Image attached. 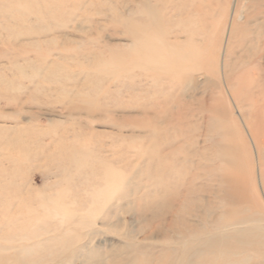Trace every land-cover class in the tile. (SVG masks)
Returning <instances> with one entry per match:
<instances>
[{"label": "rangeland", "instance_id": "374dc122", "mask_svg": "<svg viewBox=\"0 0 264 264\" xmlns=\"http://www.w3.org/2000/svg\"><path fill=\"white\" fill-rule=\"evenodd\" d=\"M0 247L264 264V0H0Z\"/></svg>", "mask_w": 264, "mask_h": 264}, {"label": "bare ground", "instance_id": "6f19581e", "mask_svg": "<svg viewBox=\"0 0 264 264\" xmlns=\"http://www.w3.org/2000/svg\"><path fill=\"white\" fill-rule=\"evenodd\" d=\"M145 4H146V2H145ZM145 4H144V5H145ZM251 5H252V4H251ZM146 6H147V4H146ZM252 6H253V5H252ZM249 10H250V9H249ZM257 14H258V13H257ZM255 18H256V17H255ZM132 40H133V39H132ZM139 64H140V63H139ZM136 65H138V64H136ZM136 65H135V67H137ZM147 71H148V70H147ZM150 75H151V74H150ZM151 77H152V76H151ZM157 77H158V76H157ZM158 79H159V78H158ZM153 80H154V79H153ZM154 81H155V80H154ZM214 120H216V118H215ZM214 124H215V123H214ZM154 134H155V133H154ZM219 146H220V145H219ZM219 146H218V147H219ZM217 155H218V154H217ZM186 158H189V157H186ZM217 158H218V157H217ZM220 160H221V159H220ZM191 161H192V160H191ZM199 161H200V160H199ZM201 162H202V160H201ZM201 162H198V163L201 164ZM165 163H166V162H165ZM171 163H172V162H171ZM179 163H180V162H179ZM188 163H189V162H188ZM184 164H185V162H184ZM177 165H178V164H177ZM182 165H183V164H182ZM187 165H188V164H187ZM191 165H193V164H191ZM196 165H197V164H196ZM198 165H199V164H198ZM198 165H197V166H198ZM164 166H166V165H164ZM174 166H176V165H174ZM174 166H173V167H174ZM166 167H167V166H166ZM199 167H201V166H199ZM170 168H171V167H170ZM170 168H169V169H170ZM182 168H183V167H182ZM188 168H189V167H188ZM197 168H198V167H197ZM185 169H186V167H185ZM185 169H184V170H185ZM178 170H179V169H178ZM170 171H171V169H170ZM174 172H175V171H174ZM187 172H188V171L186 170V175H188ZM178 173H179V171H178ZM169 174H170V173H169ZM173 174L175 175V173H173ZM190 174H191V173H190ZM180 175H181V174H180ZM180 175H179V176H180ZM193 175H194V174H193ZM177 176H178V175H177ZM181 176H182V175H181ZM195 176H196V175H195ZM173 177H174V176H173ZM183 177H184V175H183ZM183 177H182V178H183ZM193 177H194V176H193ZM165 178H166V177H165ZM169 178H170V177H169ZM177 178H178V177H177ZM211 179H212V178H211ZM220 179H221V177H220ZM220 179H219V180H220ZM222 179H223V178H222ZM155 180H156V179H155ZM162 180H163V179H162ZM162 180H160V181H162ZM185 180H186V178H185L183 181H185ZM193 180H194V179H193ZM164 181H165V180H164ZM172 181H173V180H172ZM211 181L213 182V180H211ZM154 182H155V181H154ZM177 182H178V181H177ZM155 183H156V182H155ZM155 183H154V184H155ZM159 183H161V182H158L157 185H159ZM193 183H194V182H193ZM193 183H192V184H193ZM163 184H164V183H163ZM192 184H191V185H192ZM220 184H221V183H220ZM110 185H111V184H110ZM160 185H162V184H160ZM193 185H194V184H193ZM164 186H165V184H164ZM166 186H168V185H166ZM192 187H193V186H192ZM168 188H169V187H168ZM170 189H171V188H170ZM185 189H186V188H185ZM220 189H221V188H220ZM183 192H184V190H183ZM185 193H186V192H184V194H185ZM195 193H196V192H195ZM96 194H97V192H96ZM97 195H98V194H97ZM192 195H193V194H192ZM194 195H195V194H194ZM172 197H174V196H172ZM178 197H179V196H178ZM178 197H176V198H178ZM187 197L190 198L189 196H187ZM174 198H175V197H174ZM183 198H184V197H183ZM191 198H193V197H191ZM195 198H196V197H195ZM94 199H97V198H94ZM191 200H192V199H191ZM184 201H186V200H184ZM49 202H51V201H49ZM169 203H170V201H169ZM46 204H47V203H46ZM174 205H175V204H174ZM192 205H193V204H192ZM195 205H196V204H195ZM172 206H173V205H172ZM208 208H209V207H208ZM170 211H171V210H170ZM185 211H186V210H185ZM172 212H173V211H172ZM172 212H170V213H172ZM225 212H226V211H225ZM223 213H224V212H223ZM66 217H68V216H66ZM222 217H223V216H222ZM259 217H260V216H259ZM261 217H262V216H261ZM75 218H76V217H75ZM254 218H256V217H254ZM245 219H246V217H245ZM249 219H250V218H249ZM249 219H248V220H249ZM233 220H234V219H233ZM64 222H65V221H64ZM255 229H257V228H255ZM257 230H258V229H257ZM188 231H189V230H188ZM190 231H191V230H190ZM185 232H186V231H185ZM191 232H192V231H191ZM182 233H183V232H182ZM186 233H187V232H186ZM238 234H240V233H238ZM188 235H189V234H188ZM195 235H196V234H195ZM199 236H200V235H199ZM235 236H236V235H235ZM247 236H248V235H247ZM231 238H232V237H231ZM239 238H240V236H239ZM239 238H238V239H239ZM238 239H237V240H238ZM240 239H241V238H240ZM261 239H263V238H261ZM6 240H7V239H6ZM9 240H10V239H9ZM215 240H216V239H215ZM227 240H228V238H227ZM244 240H245V239H244ZM244 240H243V241H244ZM253 240H255V239H253ZM7 241H8V240H7ZM10 241H11V240H10ZM228 241H229V240H228ZM247 241H248V240H247ZM12 242H13V241H12ZM241 242H242V241H241ZM244 242H245V241H244ZM215 243H216V242H215ZM219 243H220V242H219ZM226 243H227V242H226ZM226 243H224V246H225ZM237 243H238V242H237ZM210 244H211V243H210ZM244 244H245V243H244ZM244 244H243V245H244ZM206 245H207V244H206ZM229 245H230V244H229ZM240 245H242V243H240ZM246 245H247V244H246ZM261 245H262V244H261ZM207 246H208V245H207ZM220 246H221V245H220ZM250 246H251V245H250ZM225 247H228V244H227ZM231 247H232V246H231ZM0 248H1V247H0ZM220 248H221V247H220ZM238 248L240 249V247H238ZM238 248H237V249H238ZM241 248H242V246H241ZM245 248H246V247H245ZM24 249H25V248H24ZM230 249H231V248H230ZM232 249H233V248H232ZM247 249L249 250V248H247ZM255 249H256V248H255ZM263 249H264V248H263ZM242 250H243V248H242ZM253 250H254V249H253ZM257 250H258V249H257ZM260 250H261V248H260ZM27 251H28V250H27ZM174 251H175V250H174ZM229 251H230V250H229ZM198 252H199V251H198ZM232 253H233V252H232ZM255 253H256V252H255ZM199 254H200V253H199ZM230 254H231V253H230ZM223 255H224V254H223ZM15 257H16V256H15ZM199 257H200V256H199ZM211 258H212V257H211ZM213 258H214V257H213ZM185 259H186V258H185ZM217 259H218V258H217ZM215 260H216V259H215ZM225 260H226V259H225ZM206 261H207V260H205V262H206ZM231 262H232V261H231ZM234 263H235V262H234ZM251 263H252V262H251ZM1 264H2V263H1ZM184 264H186V263H184ZM229 264H230V263H229ZM231 264H232V263H231ZM245 264H246V263H245Z\"/></svg>", "mask_w": 264, "mask_h": 264}]
</instances>
